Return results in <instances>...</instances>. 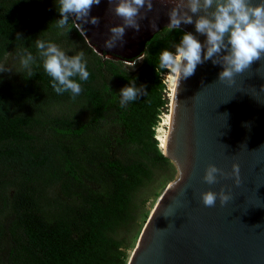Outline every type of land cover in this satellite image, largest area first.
Wrapping results in <instances>:
<instances>
[{"label": "trees", "instance_id": "16d2710c", "mask_svg": "<svg viewBox=\"0 0 264 264\" xmlns=\"http://www.w3.org/2000/svg\"><path fill=\"white\" fill-rule=\"evenodd\" d=\"M56 2L0 0V64L10 69L0 72V264H126L148 217L138 224L141 192L165 169L167 182L174 176L156 139L170 99L167 69L157 74L156 65L184 31L161 29L128 68L94 51L72 17L70 32L51 25L61 18ZM40 36L69 56L85 53L90 78L75 100L53 90ZM24 47L36 57L27 79ZM133 79L146 93L122 108L120 90Z\"/></svg>", "mask_w": 264, "mask_h": 264}, {"label": "water", "instance_id": "95a60500", "mask_svg": "<svg viewBox=\"0 0 264 264\" xmlns=\"http://www.w3.org/2000/svg\"><path fill=\"white\" fill-rule=\"evenodd\" d=\"M153 5L138 21L139 31L127 28L123 44L108 49L104 45L109 29L122 20L110 9L109 0H100L89 15L98 17L99 24H84L83 36L105 57L134 61L153 35L170 23L172 0H153ZM177 30L197 35L201 43L206 40L196 33L195 23H182ZM222 70L208 60L176 84L161 150L175 165L177 176L152 208L126 264H264V58L237 75L231 86L218 79ZM210 164L225 173L239 164L241 183L218 175L217 183L208 184L203 177ZM222 188L232 199L223 206L217 199L215 207H206L201 194Z\"/></svg>", "mask_w": 264, "mask_h": 264}, {"label": "clouds", "instance_id": "9594fccd", "mask_svg": "<svg viewBox=\"0 0 264 264\" xmlns=\"http://www.w3.org/2000/svg\"><path fill=\"white\" fill-rule=\"evenodd\" d=\"M173 7L168 12L170 23L169 30L180 29V25L195 23L196 33L206 36L201 43L197 35L191 32H183V35L174 46V51L165 48L159 53V63L156 65L157 74L168 70L167 75L173 84H179L181 80L194 75L198 65L211 60L214 65H221L222 71L218 79L228 85L235 83V77L250 69L254 62L264 58V0L252 3V0H172ZM100 0H58L57 10L61 16L51 25L57 29L68 28L70 17L74 28L85 35L84 24H99L98 17L89 19L93 5H99ZM110 9L121 18L122 23L110 27V36L105 41V47L113 49L118 43L123 44L125 30L134 28L140 30L138 21L147 17V13L153 10V0H109ZM142 9L144 10L142 12ZM195 16V20H194ZM81 21L82 23H77ZM151 28L155 30V20L151 22ZM17 40H21L18 34ZM38 56L43 61L45 72L52 78V88L56 94L65 92L71 94L73 100L82 91V83L90 78L88 61L81 50L74 55H67L65 50L53 42L42 39L41 36L34 41ZM24 77L31 78L34 75L32 65L36 63V57L27 47L18 51ZM145 59V53L137 58ZM135 61L128 65L134 67ZM10 69L0 64V72ZM78 77V82L75 78ZM145 86L137 87L133 79L128 86L120 90V106L123 108L129 102H134L144 95ZM232 173H225L215 164H210L203 177L208 184L218 182V175L233 176L235 183L239 185L240 166L233 164ZM201 199L206 207H215L217 199L221 206L226 205L231 199L230 192L223 188L217 193L206 191L201 194Z\"/></svg>", "mask_w": 264, "mask_h": 264}, {"label": "rangeland", "instance_id": "374dc122", "mask_svg": "<svg viewBox=\"0 0 264 264\" xmlns=\"http://www.w3.org/2000/svg\"><path fill=\"white\" fill-rule=\"evenodd\" d=\"M172 51H174V46L170 49ZM136 61H140L138 59H136ZM15 61L13 60H9L8 61L6 60L5 61V65H12ZM123 62V61H122ZM134 61H130V62H123L125 64H131L133 63ZM168 73V70L165 72V77H164V80H168L169 78L167 77ZM166 95L168 97V95H170V90H169V87H168V84L166 85ZM169 102H168V107H167V112H169V103H170V100L172 99L171 96H169ZM172 102V100H171ZM164 115V114H161V116ZM163 122V116L161 117L160 119V122L158 123L157 127H156V131L158 129V127H162V128H165L167 130V125H163L162 124ZM171 174V171L169 169H165L164 171H162L160 174L157 175V178L156 180L151 183L149 186H147L142 192H141V196L142 197H145L147 199V202L145 203L144 207L142 208L143 210L141 211V214H140V218H138V224H141L142 221L144 220V214H150V212L152 211V208L154 207V205L156 204L159 196L161 195V193L164 191V189L166 188L167 184L174 180L177 176V170H176V167L174 169V176L173 178L167 182V180L169 179V175ZM138 231V229H135L133 234L135 235L136 232ZM136 236V235H135ZM137 237V236H136ZM136 237L135 238H130V246L129 248L127 249V253L130 255V252L132 251L133 247L135 246L136 244Z\"/></svg>", "mask_w": 264, "mask_h": 264}, {"label": "bare ground", "instance_id": "6f19581e", "mask_svg": "<svg viewBox=\"0 0 264 264\" xmlns=\"http://www.w3.org/2000/svg\"><path fill=\"white\" fill-rule=\"evenodd\" d=\"M167 77L169 78L167 80V84H168V87H169V90H170V95L169 96H171V98H172L171 100L173 101L176 84L172 83V80H171V78L169 76H167ZM171 103H170V105H171ZM162 116H163L162 124L163 125H167V126L170 125V123H171V113L167 112V113H164V115H162ZM157 138L160 141V147L164 148V145H165V142H166V138H167V130L165 128L158 127V129H157Z\"/></svg>", "mask_w": 264, "mask_h": 264}, {"label": "built area", "instance_id": "2783aa9c", "mask_svg": "<svg viewBox=\"0 0 264 264\" xmlns=\"http://www.w3.org/2000/svg\"><path fill=\"white\" fill-rule=\"evenodd\" d=\"M161 76H162V80H163V82L165 83V85H167V80H166V81L164 80V77H165V72H164V73H162V74H161ZM168 97H169V95H168Z\"/></svg>", "mask_w": 264, "mask_h": 264}]
</instances>
